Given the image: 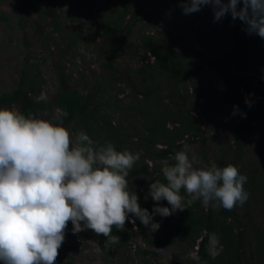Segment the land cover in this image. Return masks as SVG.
<instances>
[{
  "label": "trees",
  "instance_id": "1",
  "mask_svg": "<svg viewBox=\"0 0 264 264\" xmlns=\"http://www.w3.org/2000/svg\"><path fill=\"white\" fill-rule=\"evenodd\" d=\"M111 1L113 8L99 23L96 32L102 38V74L97 75L89 93L73 86L65 72L55 66L56 92L46 101L37 102L43 80L34 64L25 59L17 84L0 93V106H17L25 115L58 118L64 126L68 125L72 139L84 132L93 141V147L111 143L117 150L139 153L127 180L129 188L138 196L139 205L151 211L154 204L167 205V201H153L148 195V185L156 180L163 181L162 161L172 163L171 155L180 147L178 142L191 137L203 140V122L215 119V115L207 114V100L212 93H217L222 106L216 118L223 126H232L235 144L225 145L222 156L213 154L212 162L218 166L231 163L238 167L247 177L244 185L247 200L231 210L205 209L196 200L168 216L154 215L153 220L159 222V227L153 231L138 219L135 221L147 244L158 247L169 241L179 248V255L192 253L189 262L179 258V264H248L247 251L251 257H257L258 264H264V227L255 223L252 212L255 190L264 204V148L254 158L244 154L247 143L257 140L259 126L264 122V39L246 32L239 19L233 20L227 14L212 21L214 28L210 38L220 40L224 48L215 56L187 43L183 34L169 31L156 34L142 29L138 41L154 58L135 69V75L126 69L123 78L117 72V57L125 51L138 20L148 21L152 17L165 20L186 14L181 10V0ZM66 2L73 9L69 20H77V7L72 0ZM38 3L34 0L33 8L43 17L50 16L54 29L61 31L62 23L55 14L56 0H38ZM196 12H206L213 18L210 6H203ZM165 34L169 37L163 38ZM197 74H203L208 83L191 91L189 83ZM104 77L106 81H101ZM121 81L129 87L126 99L120 97L125 90L117 87ZM146 160L152 165L148 166ZM212 162L205 159V167ZM181 194L184 195L183 190ZM243 220L256 231V244ZM129 227L128 219L120 230L113 226L112 234L119 239L110 244V248L105 245L104 236L91 230L104 248L105 259H114L122 254L125 246L134 243ZM138 245L143 264H151L145 256L156 251ZM213 250L218 251L214 257L210 255ZM65 260L66 255L58 253L56 264H66Z\"/></svg>",
  "mask_w": 264,
  "mask_h": 264
},
{
  "label": "clouds",
  "instance_id": "2",
  "mask_svg": "<svg viewBox=\"0 0 264 264\" xmlns=\"http://www.w3.org/2000/svg\"><path fill=\"white\" fill-rule=\"evenodd\" d=\"M203 6L211 7L214 21L230 15L246 32L264 39V0L180 3L186 15ZM46 100L42 89L36 101ZM138 159L139 153L117 150L111 143L93 147L84 132L73 141L58 118L0 106V264H56L69 221L74 234L90 229L104 236L107 246L119 239L113 226L122 229L126 219H138L153 231L159 227L154 215L168 216L196 200L205 209L231 210L248 198L247 177L237 166L213 162L195 167L197 155L181 148L171 155L172 163L162 161L163 181L148 185L151 199L167 205L156 203L149 211L139 205L127 180Z\"/></svg>",
  "mask_w": 264,
  "mask_h": 264
},
{
  "label": "rangeland",
  "instance_id": "3",
  "mask_svg": "<svg viewBox=\"0 0 264 264\" xmlns=\"http://www.w3.org/2000/svg\"><path fill=\"white\" fill-rule=\"evenodd\" d=\"M72 3L77 7L78 18L74 21L69 20V13L73 9H70L66 0H56V18L62 23L61 31H57L51 23L50 16L43 17L38 9L33 8L34 0H0V93L9 91L17 84L25 59H29L37 68L43 80V90L49 98L53 96L58 86L55 66L65 72L73 86L86 93L91 91L90 86L95 83L93 81L97 80L98 74H102L100 68L103 58L100 49L102 38L96 32L99 23L109 16L113 2L111 0H72ZM35 4H39L38 0H35ZM212 21V16L206 12L171 16L165 20L157 17H152L148 21L138 20L125 51L117 57V72L123 78H125L126 69L135 75V69L144 62L153 60V55L146 52L138 41V35L142 29L156 34L164 31L177 35L183 34L187 43L194 45L207 55L220 54L224 49L222 42L210 38L214 28ZM73 35L76 36L74 42ZM168 37V34L163 36V38ZM105 79L104 77L101 81ZM120 83L117 87L125 90L120 97L126 99L129 87L122 81ZM207 83L208 79L203 74H197L189 86L191 91L199 90ZM221 106L222 100L219 99L218 94L212 93L207 100V114L215 115V119L208 123L203 122V140L191 137L187 141L178 142L179 150L186 148L189 155L192 153L197 155L198 161L194 164L195 167H205V159L212 162L213 154L222 156L225 145L235 144V138L231 133L232 126H223L216 118ZM13 107L18 109L17 106ZM211 116L209 118H212ZM66 127L68 128V125ZM259 129L257 140L245 146L244 154L249 158H254L264 148V122L260 124ZM69 132L72 134L71 131ZM146 162L148 166L152 165L151 161L146 160ZM253 193L255 196L252 197L254 221L260 227H264V204L261 203L258 191L255 190ZM238 210L241 211V206ZM242 222L246 223V220ZM71 228L69 221L65 229V238L58 249V253L66 255V264H143V256H139L140 252L136 244L156 251L145 256L151 264H179V258L189 262L192 254L188 251L184 255H179V248L170 244L169 241L164 246L158 247L147 244L143 241L137 222L134 220L128 229L134 238V243L131 246H125L122 254H118L114 259H105L104 248L90 229L74 234ZM247 229L253 244H256V231L250 225ZM249 253V251L246 252L248 264H258L257 257H251Z\"/></svg>",
  "mask_w": 264,
  "mask_h": 264
}]
</instances>
